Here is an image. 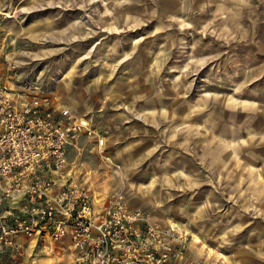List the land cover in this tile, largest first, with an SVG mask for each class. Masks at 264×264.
Returning a JSON list of instances; mask_svg holds the SVG:
<instances>
[{
    "label": "rangeland",
    "instance_id": "374dc122",
    "mask_svg": "<svg viewBox=\"0 0 264 264\" xmlns=\"http://www.w3.org/2000/svg\"><path fill=\"white\" fill-rule=\"evenodd\" d=\"M0 69L16 93L90 117L64 181L188 234L185 262L264 264V0H0ZM232 225L246 228L218 234ZM67 263L50 236L0 253Z\"/></svg>",
    "mask_w": 264,
    "mask_h": 264
},
{
    "label": "built area",
    "instance_id": "2783aa9c",
    "mask_svg": "<svg viewBox=\"0 0 264 264\" xmlns=\"http://www.w3.org/2000/svg\"><path fill=\"white\" fill-rule=\"evenodd\" d=\"M19 95L0 69V253L22 257L41 235L59 244L67 264L182 260L188 234L152 222L142 208H130L122 193L99 199L77 179L63 180L71 144L80 134H96L91 120ZM105 145L100 138L98 147Z\"/></svg>",
    "mask_w": 264,
    "mask_h": 264
},
{
    "label": "crops",
    "instance_id": "0c3cea01",
    "mask_svg": "<svg viewBox=\"0 0 264 264\" xmlns=\"http://www.w3.org/2000/svg\"><path fill=\"white\" fill-rule=\"evenodd\" d=\"M90 118V117H89ZM251 199H253L254 200V202H256L255 201V198L253 197V198H251ZM257 203V202H256ZM259 204V203H258ZM133 208H135V207H133ZM166 216H168V214L166 215ZM156 217V216H155ZM159 219V218H158ZM174 219V218H173ZM263 219V218H262ZM162 220V219H161ZM163 220H166V219H163ZM264 220V219H263ZM179 222V221H178ZM262 224V222H260L258 225H255L254 224V226H255V228L256 229H254V231H252L251 229L250 230H248V234H247V236H249V237H251V236H256V234H254L255 232L256 233H258L259 231H256L258 228H260L259 226ZM244 228H246L245 226H242V225H238L237 226V228H235V226L234 225H232V228L230 229V230H228L227 232H225L222 228H218L217 229V232H218V234H220L221 236L223 235L224 236V234L226 233V234H231L232 236L235 234V233H238L240 230H242V229H244ZM204 229L205 228H203V227H200V232H201V234H203L204 232ZM220 230H222V232L220 231ZM207 234V233H206ZM252 234H254V235H252ZM259 238H260V236H259ZM263 240V241H262ZM260 241H262V245H263V248H264V236H261V238H260ZM261 243V242H260ZM202 245H204L205 247H203L205 250H206V247L207 248H209L210 249V251H211V255H210V253H207V254H204V257L205 258H207L208 260H210L211 262H213V261H215V260H217L218 259V257L219 256H217L218 255V253H215L214 251H213V249H212V247L210 246V245H206V244H199V247H202ZM218 247H216L217 249H218V251H220V254H222L223 253V251L221 250V248H223V246L224 245H226V243H224V241L223 240H218ZM240 246L241 247H244V249H241V248H236V246H235V244H233V245H229V247H230V249H231V253H228V254H224L225 256H228V257H230V256H232V257H236V255H238V256H240L241 254H243V253H245V251L246 250H249V251H251V249L250 248H245L246 247V245L245 244H241L240 243ZM195 248V247H194ZM196 249V248H195ZM203 249V250H204ZM205 250L204 251H202L200 248H198V250H196L197 252L199 251V254H202V252H205ZM202 251V252H201ZM261 251H263V249L260 247V248H258V249H255L254 250V258L255 259H258L259 257H260V255H261ZM201 252V253H200ZM192 252L191 251H188L187 252V254H185V256L183 257V259L182 260H180L177 264H185V261L186 260H188V259H190L191 257H192ZM242 257V256H241ZM252 257V256H251ZM217 258V259H216ZM240 258V257H239ZM241 259V258H240ZM236 260V259H235ZM253 261V260H252ZM253 264H260V262H254Z\"/></svg>",
    "mask_w": 264,
    "mask_h": 264
},
{
    "label": "bare ground",
    "instance_id": "6f19581e",
    "mask_svg": "<svg viewBox=\"0 0 264 264\" xmlns=\"http://www.w3.org/2000/svg\"><path fill=\"white\" fill-rule=\"evenodd\" d=\"M37 91H35V93H36ZM20 96V95H19ZM24 95H21L20 96V98L22 99V100H24V99H26V100H30V101H33V100H37L36 98H32V97H28V98H24L23 97ZM169 223V222H168ZM173 224V223H172ZM175 225V224H174ZM176 226V225H175Z\"/></svg>",
    "mask_w": 264,
    "mask_h": 264
}]
</instances>
